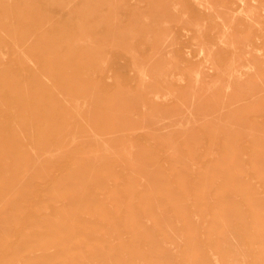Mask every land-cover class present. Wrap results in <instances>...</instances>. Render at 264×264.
<instances>
[{
    "label": "rangeland",
    "instance_id": "1",
    "mask_svg": "<svg viewBox=\"0 0 264 264\" xmlns=\"http://www.w3.org/2000/svg\"><path fill=\"white\" fill-rule=\"evenodd\" d=\"M0 264H264V0H0Z\"/></svg>",
    "mask_w": 264,
    "mask_h": 264
},
{
    "label": "bare ground",
    "instance_id": "2",
    "mask_svg": "<svg viewBox=\"0 0 264 264\" xmlns=\"http://www.w3.org/2000/svg\"><path fill=\"white\" fill-rule=\"evenodd\" d=\"M81 44V43H80Z\"/></svg>",
    "mask_w": 264,
    "mask_h": 264
}]
</instances>
